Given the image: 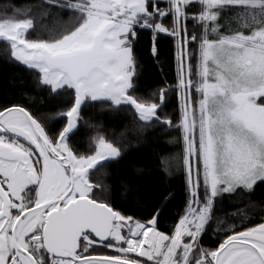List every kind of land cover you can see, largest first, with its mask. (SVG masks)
I'll return each instance as SVG.
<instances>
[{
	"label": "snow or ice",
	"instance_id": "1",
	"mask_svg": "<svg viewBox=\"0 0 264 264\" xmlns=\"http://www.w3.org/2000/svg\"><path fill=\"white\" fill-rule=\"evenodd\" d=\"M0 63V264H264V0H0Z\"/></svg>",
	"mask_w": 264,
	"mask_h": 264
},
{
	"label": "trees",
	"instance_id": "2",
	"mask_svg": "<svg viewBox=\"0 0 264 264\" xmlns=\"http://www.w3.org/2000/svg\"><path fill=\"white\" fill-rule=\"evenodd\" d=\"M18 3L23 2V0H17ZM172 53L170 51V46L164 47L162 51V59L166 61V64L170 67L173 63L172 59ZM168 70V67H166V71ZM174 74V73H173ZM16 75L17 78L19 77L20 73L18 69L0 63V98H3L6 94H8L11 91L9 77ZM147 83H152L151 80L146 81ZM138 153H133L130 159L135 158L138 156ZM207 242V241H206Z\"/></svg>",
	"mask_w": 264,
	"mask_h": 264
},
{
	"label": "rangeland",
	"instance_id": "3",
	"mask_svg": "<svg viewBox=\"0 0 264 264\" xmlns=\"http://www.w3.org/2000/svg\"><path fill=\"white\" fill-rule=\"evenodd\" d=\"M165 47H168V46H165Z\"/></svg>",
	"mask_w": 264,
	"mask_h": 264
}]
</instances>
